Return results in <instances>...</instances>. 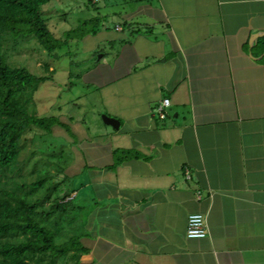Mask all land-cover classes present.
Here are the masks:
<instances>
[{
    "label": "crops",
    "instance_id": "obj_1",
    "mask_svg": "<svg viewBox=\"0 0 264 264\" xmlns=\"http://www.w3.org/2000/svg\"><path fill=\"white\" fill-rule=\"evenodd\" d=\"M123 4L114 29L83 37L100 53L86 84L119 128L83 139L66 192L80 203L60 225L82 264H264V0ZM191 214L206 238H186Z\"/></svg>",
    "mask_w": 264,
    "mask_h": 264
},
{
    "label": "trees",
    "instance_id": "obj_2",
    "mask_svg": "<svg viewBox=\"0 0 264 264\" xmlns=\"http://www.w3.org/2000/svg\"><path fill=\"white\" fill-rule=\"evenodd\" d=\"M51 1L0 0V264H82L81 257L86 252L79 237L68 236L60 225L66 214L72 212L71 201L62 203L69 195L65 192L61 199L53 200V193L59 194L53 188V193L49 191L43 200L33 199V192L43 182L31 183L29 188L19 182L21 169L17 165L22 135L31 126L52 133L65 125L53 117H37L33 95L51 78L9 65L3 48L6 37L13 41L33 37L49 57H57L55 51L65 47L72 37L82 40L101 26L100 19L95 17L56 39L41 13V8ZM87 6L95 4L89 1ZM49 203L52 204L46 211ZM54 214L57 221L51 220Z\"/></svg>",
    "mask_w": 264,
    "mask_h": 264
},
{
    "label": "rangeland",
    "instance_id": "obj_3",
    "mask_svg": "<svg viewBox=\"0 0 264 264\" xmlns=\"http://www.w3.org/2000/svg\"><path fill=\"white\" fill-rule=\"evenodd\" d=\"M89 1H97V4L88 7ZM124 7L123 0H52L41 8V13L47 19L53 36L62 39L80 22L95 17L100 19V29H114L121 22ZM3 48L9 65L24 67L36 76L51 78L42 83L33 95L36 115L39 118H56L65 126L62 130L54 129L52 133L31 126L22 135L17 166L21 169L19 182H24L28 188L31 183L43 182L33 192V199L43 200L51 189L56 188L59 194L53 193V190L50 192L53 193V200H59L72 187L80 190L79 184L83 181L80 144L85 136H99L104 129L102 127H105L102 124L103 114L98 111L96 89L87 85L85 80L86 72L100 53H93L83 39L75 37L65 47L55 51L57 57H49L33 37L18 41L6 37ZM73 147L80 152V156L71 153ZM73 159L75 167L65 171L69 160ZM52 203L46 205V211ZM79 203L75 201L71 206ZM65 217L73 218L68 214ZM51 220L57 221V215L54 214ZM79 221L74 220V230H78Z\"/></svg>",
    "mask_w": 264,
    "mask_h": 264
},
{
    "label": "built area",
    "instance_id": "obj_4",
    "mask_svg": "<svg viewBox=\"0 0 264 264\" xmlns=\"http://www.w3.org/2000/svg\"><path fill=\"white\" fill-rule=\"evenodd\" d=\"M119 29V27H117ZM170 106V101L167 98L162 99L156 106V113L159 119L164 120L166 118V111ZM184 177L186 180L190 179V173L188 169L184 170ZM75 197L72 193L68 197L64 198L62 203H69ZM202 194L200 191L196 192L195 198L201 199ZM186 238L188 239H204L207 237V226L205 217L202 214H191L188 216L186 225Z\"/></svg>",
    "mask_w": 264,
    "mask_h": 264
},
{
    "label": "water",
    "instance_id": "obj_5",
    "mask_svg": "<svg viewBox=\"0 0 264 264\" xmlns=\"http://www.w3.org/2000/svg\"><path fill=\"white\" fill-rule=\"evenodd\" d=\"M262 36V35H261ZM102 121L105 125H108L114 129H118L119 128V122L114 119V118H111V117H108L106 115H103L102 116Z\"/></svg>",
    "mask_w": 264,
    "mask_h": 264
}]
</instances>
